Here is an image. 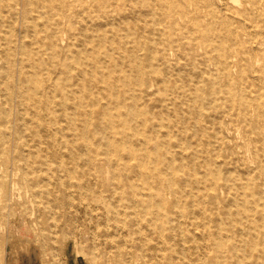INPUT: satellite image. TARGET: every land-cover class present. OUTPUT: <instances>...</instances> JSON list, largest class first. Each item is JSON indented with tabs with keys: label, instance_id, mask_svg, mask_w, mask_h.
<instances>
[{
	"label": "bare ground",
	"instance_id": "6f19581e",
	"mask_svg": "<svg viewBox=\"0 0 264 264\" xmlns=\"http://www.w3.org/2000/svg\"><path fill=\"white\" fill-rule=\"evenodd\" d=\"M190 1L0 0V139L15 102L58 163L0 148V232L48 236L57 203L127 237L119 264H264V0Z\"/></svg>",
	"mask_w": 264,
	"mask_h": 264
},
{
	"label": "rangeland",
	"instance_id": "374dc122",
	"mask_svg": "<svg viewBox=\"0 0 264 264\" xmlns=\"http://www.w3.org/2000/svg\"><path fill=\"white\" fill-rule=\"evenodd\" d=\"M139 2L142 0H138ZM176 5L178 0H172ZM215 6L218 8H222V11L225 9V2L222 0H214ZM243 0H229L228 5L231 7L237 8L240 7V4ZM173 3V4H174ZM223 4V6H222ZM225 4V5H224ZM204 0L202 1L201 6H204ZM196 7V2L191 0L189 2L188 8L193 10ZM178 8V6H177ZM179 7L178 9H180ZM206 9L203 8V11ZM140 11L145 12L143 8H140ZM169 12V11H168ZM34 15H38L35 12ZM127 16H131V12H127ZM172 15V14H169ZM149 17V18H148ZM154 18H159L165 24L167 16L165 13L161 12L160 9H155L154 13L149 16H146L144 19L145 22H150ZM150 20V21H149ZM143 23V24H144ZM227 23H223L219 28L222 31L227 29ZM233 26H239L238 22L234 23ZM20 34V35H19ZM17 44L20 45L21 42L25 43L24 41H29V36L32 33L27 34L26 32H17L16 34ZM26 38V39H25ZM144 42V41H143ZM136 44V43H133ZM261 50L264 49V46L260 44L257 45ZM20 53V51H18ZM17 52V53H18ZM18 53V57L20 54ZM173 62L176 61L175 58L172 59ZM183 62L185 60H180L179 62ZM2 65V64H1ZM155 100L151 99L149 103H153ZM15 102L13 103L14 112L10 115L13 121V124L16 128H13L9 131V135L3 142L0 139V148L7 147L10 153L9 160L11 155H15L18 151V146L16 145V138L20 136L23 142H27V147L23 149V153L28 156L27 149L28 146L34 145L35 139L38 141H42L41 144L37 145L35 148V157L41 155L42 157L45 156L48 158V164L52 166V170L57 169L58 163L55 162V157L51 156L49 152L55 151L54 147L49 145L48 139L45 136V132L41 133L39 136H35L31 130V123H26V121L21 122L17 120V111L15 108ZM5 108V104H3V96L0 94V111ZM31 126V127H30ZM19 129L20 131H17ZM20 132V133H18ZM22 132V133H21ZM25 134V135H24ZM35 136V137H34ZM41 138V139H40ZM238 141V143L243 144L244 138L241 134L235 136V139L231 142ZM37 142V141H36ZM35 142V145H36ZM35 147V146H34ZM242 150H237L239 153H245ZM242 151V152H241ZM64 160L69 161L70 158L68 155L63 154ZM6 156V155H5ZM236 157V156H235ZM54 158V159H53ZM245 159H248V156H245ZM244 162V163H243ZM245 161H241V164H245ZM49 165H44L36 170L37 174L44 177L49 175L51 172L48 169ZM11 182L9 186V195L13 196L14 194L17 195V191L15 190L14 181L20 182V192L24 193L27 189V180L26 178L23 179V176L30 175L33 178L34 172L30 170L27 171H19L17 170L13 163L10 162L9 170H8ZM49 173V174H48ZM263 179L260 178L258 181H262ZM57 191L54 188H51V192L54 193ZM2 210H3V203L0 202V223L3 221L2 219ZM75 212L76 210H67L66 208L59 207V204L52 203V208L50 211L49 216L46 219V222L50 226V234L47 236L46 234H42L39 232L38 227H30V220L27 217L26 219L29 221L28 224L22 225L23 229H26L24 232H0V264H19L20 263V256L22 253H26L29 250H32L36 256L39 257L41 264H119L122 257H118L117 253L119 249H124L127 237H114L116 238V242H111L103 233L105 230V225L101 223V226L97 225V220L80 218V220L75 219ZM72 213V215H69ZM80 215V214H79ZM82 215V214H81ZM80 215V216H81ZM84 220V221H83ZM70 224V225H69ZM101 227V228H98ZM31 230V232H29ZM97 230V231H96ZM94 233V234H93ZM113 238V239H114ZM17 242V244L12 245L13 243ZM38 243V244H37ZM41 244H45L46 247L42 250L40 249ZM40 247V248H39ZM112 251V252H111ZM115 262V263H114Z\"/></svg>",
	"mask_w": 264,
	"mask_h": 264
},
{
	"label": "crops",
	"instance_id": "0c3cea01",
	"mask_svg": "<svg viewBox=\"0 0 264 264\" xmlns=\"http://www.w3.org/2000/svg\"><path fill=\"white\" fill-rule=\"evenodd\" d=\"M19 264H41V262L39 257L32 250H29L26 253H22ZM73 264H76V262Z\"/></svg>",
	"mask_w": 264,
	"mask_h": 264
}]
</instances>
